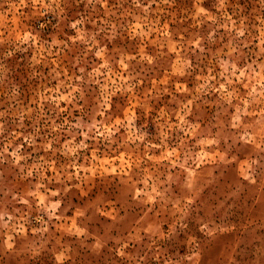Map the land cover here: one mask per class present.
I'll list each match as a JSON object with an SVG mask.
<instances>
[{"label": "rangeland", "instance_id": "obj_1", "mask_svg": "<svg viewBox=\"0 0 264 264\" xmlns=\"http://www.w3.org/2000/svg\"><path fill=\"white\" fill-rule=\"evenodd\" d=\"M0 264H264V0H0Z\"/></svg>", "mask_w": 264, "mask_h": 264}]
</instances>
